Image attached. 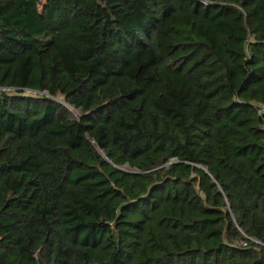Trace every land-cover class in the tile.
<instances>
[{
    "label": "trees",
    "instance_id": "trees-1",
    "mask_svg": "<svg viewBox=\"0 0 264 264\" xmlns=\"http://www.w3.org/2000/svg\"><path fill=\"white\" fill-rule=\"evenodd\" d=\"M0 264H264V0H0Z\"/></svg>",
    "mask_w": 264,
    "mask_h": 264
},
{
    "label": "rangeland",
    "instance_id": "rangeland-1",
    "mask_svg": "<svg viewBox=\"0 0 264 264\" xmlns=\"http://www.w3.org/2000/svg\"><path fill=\"white\" fill-rule=\"evenodd\" d=\"M44 1H46V0H41V8H42V3H43ZM69 108L72 110V112H73V116H74V117H75L76 115L79 114V110H78V109H75V108H73V107H69ZM124 169L130 170V167H129V166H125ZM159 176H161V174H159ZM159 176H158V177H159Z\"/></svg>",
    "mask_w": 264,
    "mask_h": 264
},
{
    "label": "water",
    "instance_id": "water-1",
    "mask_svg": "<svg viewBox=\"0 0 264 264\" xmlns=\"http://www.w3.org/2000/svg\"><path fill=\"white\" fill-rule=\"evenodd\" d=\"M121 169V168H120Z\"/></svg>",
    "mask_w": 264,
    "mask_h": 264
}]
</instances>
